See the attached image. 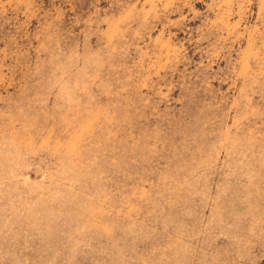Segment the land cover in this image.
Wrapping results in <instances>:
<instances>
[{
	"label": "rangeland",
	"instance_id": "1",
	"mask_svg": "<svg viewBox=\"0 0 264 264\" xmlns=\"http://www.w3.org/2000/svg\"><path fill=\"white\" fill-rule=\"evenodd\" d=\"M0 264H264V0H0Z\"/></svg>",
	"mask_w": 264,
	"mask_h": 264
}]
</instances>
